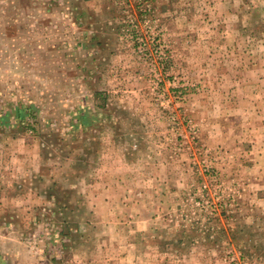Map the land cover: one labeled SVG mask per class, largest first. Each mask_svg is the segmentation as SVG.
<instances>
[{"label":"rangeland","instance_id":"rangeland-1","mask_svg":"<svg viewBox=\"0 0 264 264\" xmlns=\"http://www.w3.org/2000/svg\"><path fill=\"white\" fill-rule=\"evenodd\" d=\"M0 264H264V0H0Z\"/></svg>","mask_w":264,"mask_h":264}]
</instances>
